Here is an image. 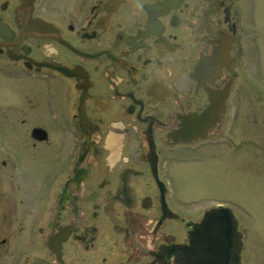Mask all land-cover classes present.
<instances>
[{
    "label": "flooded vegetation",
    "instance_id": "flooded-vegetation-1",
    "mask_svg": "<svg viewBox=\"0 0 264 264\" xmlns=\"http://www.w3.org/2000/svg\"><path fill=\"white\" fill-rule=\"evenodd\" d=\"M262 11L0 0V264H179L217 205L248 264L245 220L183 198L182 172L243 150L249 125L262 140Z\"/></svg>",
    "mask_w": 264,
    "mask_h": 264
},
{
    "label": "rangeland",
    "instance_id": "rangeland-1",
    "mask_svg": "<svg viewBox=\"0 0 264 264\" xmlns=\"http://www.w3.org/2000/svg\"><path fill=\"white\" fill-rule=\"evenodd\" d=\"M262 6V97L260 101L249 100V104H262L264 109V0ZM262 126V140H259V131L257 133V129L249 125L247 136L243 138L247 140L242 144L243 150H232L225 161L215 158L212 162L198 163L192 154L185 156L182 172L183 198L191 200L192 196L201 204L206 202L201 210L211 205L207 201L226 198L241 221L245 220L246 224L241 226L248 231L253 247L249 249L248 264H264V117ZM237 143L232 147H238Z\"/></svg>",
    "mask_w": 264,
    "mask_h": 264
},
{
    "label": "water",
    "instance_id": "water-1",
    "mask_svg": "<svg viewBox=\"0 0 264 264\" xmlns=\"http://www.w3.org/2000/svg\"><path fill=\"white\" fill-rule=\"evenodd\" d=\"M187 226L188 242L174 248L179 264H239L240 233L229 207H212Z\"/></svg>",
    "mask_w": 264,
    "mask_h": 264
}]
</instances>
